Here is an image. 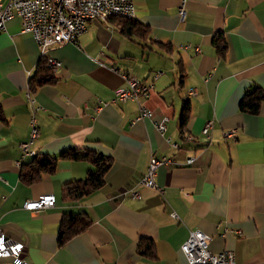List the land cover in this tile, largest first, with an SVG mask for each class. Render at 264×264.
<instances>
[{"label":"crops","instance_id":"crops-1","mask_svg":"<svg viewBox=\"0 0 264 264\" xmlns=\"http://www.w3.org/2000/svg\"><path fill=\"white\" fill-rule=\"evenodd\" d=\"M134 3V17L150 29L145 39L124 35L109 17L90 20L76 42L50 50L62 67L44 72L54 81L32 93L29 77L42 57L37 42L21 31L17 16L0 32V176L6 181L0 180V229L22 245L26 264H186L181 245L196 229L211 236L213 251H233L237 264H264V102L257 114L239 110L248 87L264 89V0ZM218 32L227 42L223 58L212 43ZM126 73L153 84L144 104L155 119L168 116L164 134L153 119H136L137 101L111 102L126 87ZM29 97L38 108L37 153L79 148L111 157L99 190L63 197L62 186L91 168L83 160L62 159L55 173L44 172L33 184L20 180L16 162L33 115ZM98 100L107 104L96 109ZM185 101L190 117L183 131L191 141L179 128ZM209 119L208 140L202 128ZM230 129L234 138L225 139ZM153 156L173 160L158 168L156 187L141 183ZM43 194L53 195L52 207L24 208ZM68 213H84L91 224L59 246ZM143 238L154 242L156 257L139 253ZM0 264L18 263L3 256Z\"/></svg>","mask_w":264,"mask_h":264},{"label":"built area","instance_id":"built-area-1","mask_svg":"<svg viewBox=\"0 0 264 264\" xmlns=\"http://www.w3.org/2000/svg\"><path fill=\"white\" fill-rule=\"evenodd\" d=\"M102 7H109L112 16H121L132 18L135 16L134 0H58V7H50L48 0H0V32L5 31L7 23L14 17H18L21 23L22 32H30L41 52V56L46 58L48 66L57 70L62 67V62L49 55L52 48L62 46L69 42H76L78 37L87 30L90 20L102 21ZM179 13L184 14V8L181 5ZM183 48L190 47L189 44L181 46ZM196 52L200 48L196 46ZM159 74V73H157ZM126 87H120L115 92L112 103L125 102L134 100L139 103L137 120L150 118L154 120L157 130L164 134L167 129L168 116L155 119V113L148 108L144 102L150 98L153 91V84L145 83L135 74H124ZM188 94L196 95L195 89L188 90ZM33 115L30 120L29 138L20 144L21 158L16 164L20 166L22 162L29 156L36 154L32 148L34 141L39 137V129L35 116L36 108L34 99L29 97ZM106 102L98 100L96 109H100ZM214 120L209 119L202 128V134L209 140L211 138V129ZM235 129L224 132L225 139L234 138ZM185 140H193V136L181 134ZM170 141V140H168ZM174 147H178V143H172ZM194 158H188L187 163H193ZM173 160L166 156H153L150 160L146 173L141 178V183L156 187L155 177L159 167L172 164ZM0 180L6 182L2 176ZM138 197L137 192H132ZM54 205L52 194H43L35 200L25 202L24 208L32 211H42ZM171 216L178 219L176 212H171ZM211 236L200 229L191 230L185 242L181 246V250L186 257V264H237L233 251L215 252L210 248ZM10 256L18 264H26L22 257V245L16 240L8 237L0 229V257Z\"/></svg>","mask_w":264,"mask_h":264},{"label":"trees","instance_id":"trees-1","mask_svg":"<svg viewBox=\"0 0 264 264\" xmlns=\"http://www.w3.org/2000/svg\"><path fill=\"white\" fill-rule=\"evenodd\" d=\"M110 20L117 21L121 33L128 37L137 36L140 39H145L150 33L149 26L143 24L135 17L112 16L107 21ZM212 43L217 55L223 58L227 51V42L224 34L222 32L216 33ZM165 48L166 50H170L169 46ZM49 70L51 68L48 66L46 58L41 57L36 71L29 77V90L31 93L39 87L54 81L52 75L44 73ZM182 71L183 69L181 68ZM263 102L264 89L258 84H252L244 91L239 101V110L245 113L257 114ZM189 117L190 104L189 101H185L179 114V128L181 131L186 126ZM0 119H3L1 104ZM62 159L83 160L91 165L85 178L68 182L62 186L61 192L65 199H81L99 190L105 183V176L111 168L112 163L110 156L79 148H68L57 156L36 153L21 165L20 180L26 184L39 182L44 172L49 174L55 173L58 168V163ZM90 224V218L84 213H68L63 217L59 226L57 244L59 246L64 245L68 239L85 231ZM138 250L142 255L156 257L154 242L150 239H141Z\"/></svg>","mask_w":264,"mask_h":264},{"label":"bare ground","instance_id":"bare-ground-1","mask_svg":"<svg viewBox=\"0 0 264 264\" xmlns=\"http://www.w3.org/2000/svg\"><path fill=\"white\" fill-rule=\"evenodd\" d=\"M50 7H58V0H48ZM102 17H112L109 7H102Z\"/></svg>","mask_w":264,"mask_h":264},{"label":"rangeland","instance_id":"rangeland-1","mask_svg":"<svg viewBox=\"0 0 264 264\" xmlns=\"http://www.w3.org/2000/svg\"><path fill=\"white\" fill-rule=\"evenodd\" d=\"M189 90H190V89H189ZM182 132H184V131L182 130ZM183 140H184V139H183ZM36 153H37V152H36ZM33 156H34V155H33ZM29 157H32V156H29ZM26 159H27V158H26ZM26 159H25V161H26ZM194 159H195V158H194ZM25 161H24V162H25ZM24 162H22V164H23ZM22 164H21V165H22ZM21 165H20V167H21ZM147 169H148V168H147ZM149 186H150V185H149ZM184 242H185V241H184ZM184 242H183V243H184ZM181 246H182V245H181ZM211 250H212V249H211ZM183 254H184V253H183Z\"/></svg>","mask_w":264,"mask_h":264}]
</instances>
